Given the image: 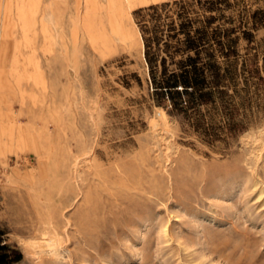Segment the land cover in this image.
Masks as SVG:
<instances>
[{
    "label": "rangeland",
    "instance_id": "rangeland-1",
    "mask_svg": "<svg viewBox=\"0 0 264 264\" xmlns=\"http://www.w3.org/2000/svg\"><path fill=\"white\" fill-rule=\"evenodd\" d=\"M30 1L0 0L12 264H264V0ZM181 23L235 41L229 109L201 108L211 135L150 80L143 38L172 71Z\"/></svg>",
    "mask_w": 264,
    "mask_h": 264
},
{
    "label": "trees",
    "instance_id": "trees-1",
    "mask_svg": "<svg viewBox=\"0 0 264 264\" xmlns=\"http://www.w3.org/2000/svg\"><path fill=\"white\" fill-rule=\"evenodd\" d=\"M169 31H175L174 35H167L170 40H177L178 52H182L183 57L178 61L172 58V64L176 66L172 71L168 70L167 59L163 58V71L160 75L156 73L157 66H154V61L150 58L149 40L143 38L152 86L155 92L171 103L174 112L191 121L197 131L211 135L214 128L204 121L201 108L204 105H216L219 99L223 109H229V102L223 98L227 94L223 87L233 81L234 77L232 57L237 52L235 41L230 36L231 31L221 28L193 31L185 23H181L179 28L170 25ZM180 35L183 38H179ZM220 57L223 60H219ZM229 125L236 128L231 122ZM9 250L0 238V264H12L20 260L11 258L7 253Z\"/></svg>",
    "mask_w": 264,
    "mask_h": 264
},
{
    "label": "bare ground",
    "instance_id": "bare-ground-1",
    "mask_svg": "<svg viewBox=\"0 0 264 264\" xmlns=\"http://www.w3.org/2000/svg\"><path fill=\"white\" fill-rule=\"evenodd\" d=\"M144 3H147V0H142ZM137 0H129V3H130V6L131 7H134L136 4H137ZM36 1L35 0H31L30 1V5H36ZM35 8H36V6H35ZM76 166V165H75ZM74 166V167H75ZM91 195V194H90ZM84 197H85V195H84ZM92 197V196H91ZM87 202V201H86ZM75 218V217H74ZM66 220V219H65ZM83 220V219H82ZM77 222V221H76ZM70 228V227H69ZM78 228H80V227H78ZM68 229V228H67ZM78 231V230H77ZM48 243V242H47ZM52 242H50V244H51Z\"/></svg>",
    "mask_w": 264,
    "mask_h": 264
},
{
    "label": "crops",
    "instance_id": "crops-1",
    "mask_svg": "<svg viewBox=\"0 0 264 264\" xmlns=\"http://www.w3.org/2000/svg\"><path fill=\"white\" fill-rule=\"evenodd\" d=\"M138 1V0H137ZM150 0H147V3L149 2ZM151 1H153V0H151ZM125 3H126V5L128 6V13L130 14V16H131V12H132V10H133V8L136 6H134V7H131L130 6V3H129V0H125ZM40 7V0L38 1V8ZM46 7V6H45ZM44 11H45V8H44Z\"/></svg>",
    "mask_w": 264,
    "mask_h": 264
}]
</instances>
